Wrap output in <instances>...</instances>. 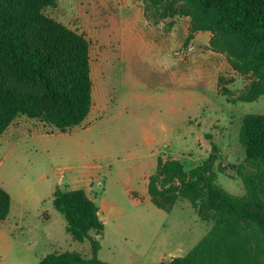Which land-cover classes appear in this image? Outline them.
Instances as JSON below:
<instances>
[{
	"label": "rangeland",
	"instance_id": "1",
	"mask_svg": "<svg viewBox=\"0 0 264 264\" xmlns=\"http://www.w3.org/2000/svg\"><path fill=\"white\" fill-rule=\"evenodd\" d=\"M143 1L58 0L45 8L89 40L94 105L66 133L21 115L0 135V186L13 199L0 225V264H38L54 252L90 256L91 244L72 239L53 204L59 187L88 190L82 180L99 194L92 199L106 226L99 253L104 262L159 264L183 257L211 229L187 200L171 212L156 207L148 180L159 157L180 158L192 169L213 144L222 167L234 174L229 165L245 159L243 119L264 114V97L241 101L249 77L210 50L207 34L195 37L183 56L187 19H177L170 32L168 22L150 26ZM217 184L234 196L246 194L237 175L217 172Z\"/></svg>",
	"mask_w": 264,
	"mask_h": 264
},
{
	"label": "trees",
	"instance_id": "2",
	"mask_svg": "<svg viewBox=\"0 0 264 264\" xmlns=\"http://www.w3.org/2000/svg\"><path fill=\"white\" fill-rule=\"evenodd\" d=\"M58 0H0V135L21 115L66 133L80 126L93 109L90 42L47 16ZM150 26L189 18L185 46L200 32L211 33L209 48L225 54L229 65L250 83L241 101L264 97V0H144ZM245 159L222 167L219 148L192 169L180 158L159 157L148 180L151 202L171 212L187 200L199 219L212 223L202 240L183 257L159 264H264V114H248L240 128ZM217 172L241 178L246 194L237 197L217 184ZM12 199L0 186V225L9 217ZM55 209L75 242L91 244L79 252H54L38 264H111L100 259L105 223L84 189L59 187Z\"/></svg>",
	"mask_w": 264,
	"mask_h": 264
},
{
	"label": "crops",
	"instance_id": "3",
	"mask_svg": "<svg viewBox=\"0 0 264 264\" xmlns=\"http://www.w3.org/2000/svg\"><path fill=\"white\" fill-rule=\"evenodd\" d=\"M181 19H185V18H181ZM187 19V29L189 30V26H190V19L189 18H186ZM207 34V36H208V40L210 41V39H211V33H209V32H200V33H198L197 35H196V37H199L200 38V36H201V34ZM187 36H188V34H187ZM187 38V37H186ZM194 41V40H193ZM91 177V176H90ZM83 182H87V184H88V186H89V189L87 190V188L86 189H84L86 192H87V194L89 195V197L92 199L93 198V196L95 197L94 199H98L99 198V194H94V192L92 191V185H90L91 184V181L90 180H82ZM1 187L3 188V189H5V190H7L6 188H5V186L4 185H1ZM8 191V190H7ZM93 194V195H92ZM105 194V192L102 194V195H104ZM137 194V193H136ZM136 194H134V193H130V197H132L133 199H139L140 200V198H141V200L143 199V197H141V196H137ZM92 195V196H91ZM140 197V198H139ZM12 199V198H11ZM94 199H92V200H94ZM13 200V199H12ZM95 201V200H94ZM96 202V201H95ZM11 206H12V204H11ZM99 209H100V217H101V219L103 220V218H102V216H103V214H102V208L101 207H99ZM11 212V211H10ZM10 215V214H9ZM103 222H105L104 220H103Z\"/></svg>",
	"mask_w": 264,
	"mask_h": 264
},
{
	"label": "built area",
	"instance_id": "4",
	"mask_svg": "<svg viewBox=\"0 0 264 264\" xmlns=\"http://www.w3.org/2000/svg\"><path fill=\"white\" fill-rule=\"evenodd\" d=\"M191 50H193V46L190 45L188 48L184 49L183 52L181 53L183 56L187 55Z\"/></svg>",
	"mask_w": 264,
	"mask_h": 264
}]
</instances>
